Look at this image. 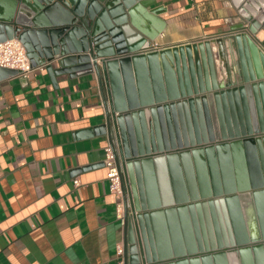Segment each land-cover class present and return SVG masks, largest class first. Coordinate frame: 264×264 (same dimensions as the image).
Instances as JSON below:
<instances>
[{
	"label": "water",
	"instance_id": "95a60500",
	"mask_svg": "<svg viewBox=\"0 0 264 264\" xmlns=\"http://www.w3.org/2000/svg\"><path fill=\"white\" fill-rule=\"evenodd\" d=\"M142 1L0 0V42L107 87L135 210L126 203V264H264V0H233L242 79L222 88L208 41L135 53L161 32Z\"/></svg>",
	"mask_w": 264,
	"mask_h": 264
},
{
	"label": "crops",
	"instance_id": "0c3cea01",
	"mask_svg": "<svg viewBox=\"0 0 264 264\" xmlns=\"http://www.w3.org/2000/svg\"><path fill=\"white\" fill-rule=\"evenodd\" d=\"M142 3L158 9L153 22L140 14L161 29L152 43L208 41L220 88L241 81L235 37L247 31L233 0ZM104 92L95 73H55L49 62L0 79V264H118L126 222L104 164Z\"/></svg>",
	"mask_w": 264,
	"mask_h": 264
},
{
	"label": "built area",
	"instance_id": "2783aa9c",
	"mask_svg": "<svg viewBox=\"0 0 264 264\" xmlns=\"http://www.w3.org/2000/svg\"><path fill=\"white\" fill-rule=\"evenodd\" d=\"M162 49L158 43H152L150 47L139 49L135 53H147ZM0 67L17 69L22 74H27L36 67L43 68V64L34 66L24 43L19 38H13L0 42ZM124 162L117 141L109 143L105 147L104 164L107 167L110 188L120 198L119 203L122 207L124 205V210H126V203L128 204V215L132 217L135 214L132 186L124 168ZM75 183L78 184L79 179H76ZM117 254L119 256L118 264H126L123 244L117 247Z\"/></svg>",
	"mask_w": 264,
	"mask_h": 264
}]
</instances>
